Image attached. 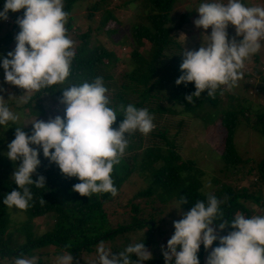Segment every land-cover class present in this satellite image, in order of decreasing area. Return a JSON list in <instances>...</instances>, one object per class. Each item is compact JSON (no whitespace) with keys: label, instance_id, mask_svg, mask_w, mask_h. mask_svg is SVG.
Returning a JSON list of instances; mask_svg holds the SVG:
<instances>
[{"label":"clouds","instance_id":"clouds-1","mask_svg":"<svg viewBox=\"0 0 264 264\" xmlns=\"http://www.w3.org/2000/svg\"><path fill=\"white\" fill-rule=\"evenodd\" d=\"M21 9L24 12L16 20L20 31L15 36V48L3 58L0 67L6 83L24 90L25 94L17 100L19 104H26L42 89L65 83L75 57V46L67 34L69 13L64 10V0H5L0 19L7 20L9 11ZM196 11L199 18L194 20V25L204 30L211 28V32L203 35L205 40L198 50L182 52V75L175 83H194L195 91L185 97L188 103H194L193 97H200L202 92L214 96L222 87L231 90L237 86L244 75L245 61L259 52L264 41V6H246L242 0L226 3L206 0ZM229 25L234 27L235 37L229 38ZM61 91L59 102L65 105L63 118L56 116L47 121L35 118L31 122V134L21 126L15 127V138L8 144L6 155L13 162L20 161L12 174L19 190H12L3 199L9 208L27 210L33 198L28 185L45 187L44 176H38L35 182L31 178L40 165L38 149H42L43 156L55 163L65 177L79 180L73 185L74 192L84 197L99 193L116 196L118 190L112 173L125 155L127 136L136 131L147 135L155 127L153 116L146 108L123 103L113 107L102 77ZM13 97L9 94L8 99ZM7 100L0 96V126L4 127L19 120ZM118 112L123 119L113 128L120 116ZM205 187L210 188L211 182ZM206 195V202L198 200L182 219L173 221L174 234L167 241L166 249L162 246L165 264H200L197 256L200 246L207 250L217 240L219 246L212 249L205 264H264V215L246 217L238 213L232 221L218 224L221 230L226 226L233 229L220 237L212 225L218 216H223L222 201L211 193ZM44 202L41 199L40 203ZM184 203L187 200L181 197L180 205ZM133 255L135 261L131 259ZM97 256L99 264H143L152 259L143 242L130 244L116 254L101 244ZM38 261L36 255L19 256L14 264H38ZM56 264H76V261L66 252L56 257Z\"/></svg>","mask_w":264,"mask_h":264},{"label":"trees","instance_id":"trees-1","mask_svg":"<svg viewBox=\"0 0 264 264\" xmlns=\"http://www.w3.org/2000/svg\"><path fill=\"white\" fill-rule=\"evenodd\" d=\"M75 1L77 0H64V10L69 13ZM98 1L102 7L106 2V0ZM98 1L90 5V12L86 15L88 18L92 17L93 11L99 6ZM175 2L176 0L139 1L146 22L134 24L130 30L131 38H129V42L132 50L128 53L125 61V64H130V69L123 73L119 83L109 70L110 66L112 69L114 63L118 60V56H115L111 49L105 47L99 39H93L90 42L88 31L81 32L78 34L79 42L74 47L75 57L72 61L70 75L65 83L42 89L40 92L33 94L23 108L34 105L36 107L34 110L29 108L24 112L28 115H37L42 112L41 106L38 103H35V105L33 100L39 99L42 95L55 96L60 99L63 88L70 85H79L85 81L92 82L96 77H102L105 86L109 90L108 95L113 102V107L123 103L125 106L132 104L138 109L146 108L149 114L153 116L155 125L154 129L147 135L136 131L127 136L129 144L125 155L113 169L114 186L119 190L123 182L136 169L143 172V176L147 172L148 186L143 191L135 193L134 198L151 194L157 197L160 202H166L170 198H174L180 208L190 210L198 200L206 202V193L210 192H202L199 189L200 178L203 175L202 170L197 168L193 161L182 160L174 151V137L182 131V128H184L183 122H185L179 115L202 107L205 100L213 105L220 89L216 91L214 96L207 95L206 91L202 92L200 97H193L194 103H188L185 97L195 91L194 83L190 82L187 85L183 83L177 85L175 83L182 75L180 64L183 55L176 58L175 62L170 64L169 70H166L163 75L156 76L157 73H161L157 64L164 52L172 49V47L178 48L173 35L174 31L182 26L185 16L180 15L177 22L172 23L173 17L170 13ZM1 4L4 6L5 0H0V6ZM3 9L0 8V11H3ZM102 11L96 29L106 36L108 42L114 46L112 49H114L127 37L122 36L120 39L111 37L115 36L113 35L116 33L115 28L102 30L106 22L114 19L109 9L104 8ZM23 12V9L18 12L9 11L8 15L13 18L16 16L22 17ZM66 28L67 30L70 28L69 22L66 24ZM141 39L147 40L150 46L146 55L138 49V45L142 44ZM8 41L9 38L3 36L0 40V48L4 46L5 49ZM164 80L168 82L169 86L162 85ZM165 89L166 92L163 93ZM261 89L264 93V85L262 88L260 87ZM20 90L19 88L17 92L20 93ZM60 107L63 111L61 118H63L65 105L61 104ZM244 109L245 107L238 111L233 109L221 110L218 116L220 123L225 127L223 147L219 154L225 170L229 166L234 169L236 164L243 163L234 148L233 134L238 123V115L242 114ZM247 112L253 115V122H249L248 118L244 116L245 125L259 136L264 137V105L262 110L251 112L247 109ZM117 114L120 116H117L116 122L112 125L113 128H116L123 119L121 113L118 112ZM170 115L178 117L175 120L173 117L169 120L168 116ZM213 115L207 114L206 116L213 120ZM158 124L163 126L161 130L157 126ZM18 126L20 125L12 122H9L7 127L0 126V144L7 139H14L15 127ZM170 127L174 129L175 135L166 138L165 135ZM22 130L31 134V130L27 128L22 127ZM143 145L144 147H142ZM30 147L38 148L34 145H30ZM38 159L40 165L31 178L35 182L38 176H44L45 187L37 188L34 184L28 185L33 198L29 202L30 206L27 210L17 209L24 213L25 220L18 225H14L10 221L9 210L11 208L3 204V199L12 190H19L12 179V174L19 166L20 161L13 162L0 155V264H14V260L19 256L31 257L33 256V250L49 247L56 255L70 252L76 264H86L80 258V254L83 252L89 254L95 250L94 246H97L99 242L109 241L111 244L117 235L135 229H146L145 238L137 243L143 242L146 247L149 242L153 241L152 224L149 223L150 221L152 223V218L148 221L133 219L128 224L110 227L103 210L104 204L112 198L110 193L92 194L89 197L81 196L72 190L73 185L79 183L77 178L65 177L55 163H50L43 156L42 149H38ZM157 162L160 163L156 167L154 165ZM263 164L264 157L257 163L259 179L262 181H264ZM211 194L222 201L220 211L223 216L217 217V220L214 221L216 225L223 221H232L238 213L248 217L249 208L240 202V198H248L257 206H264V201L262 202L259 197L253 194H247L244 189L234 191L224 185L213 190ZM181 197H184L187 203L180 205ZM41 199L45 200L43 204L40 203ZM133 210H136V207H133ZM46 214L52 215V226L41 234L33 235L32 226L30 225L31 219ZM224 230L227 235L233 229L226 226ZM127 246H129L127 243L116 245L114 248L112 246L111 252L112 254L122 252ZM217 246H219L218 240L214 241L213 245L207 250L201 245L197 253L199 262L201 263L203 253H207V251L211 253L212 249ZM37 257L39 258L38 264H42V259L39 256ZM131 259L135 261L136 258L133 255ZM143 263L165 264L162 257Z\"/></svg>","mask_w":264,"mask_h":264},{"label":"rangeland","instance_id":"rangeland-1","mask_svg":"<svg viewBox=\"0 0 264 264\" xmlns=\"http://www.w3.org/2000/svg\"><path fill=\"white\" fill-rule=\"evenodd\" d=\"M97 1L77 0L72 4L69 10L68 22L70 23V28L67 34L74 41L75 46L79 42L78 34L88 31L90 42L93 39H99L104 43L105 47L111 49L112 53L118 56V60L114 63L112 69L110 66L109 70H111V73L114 74L119 83L123 77V73L130 69V64H125L126 57L132 50L129 42V38H131L130 30L134 24L137 25V23L146 22L144 14L140 9L139 1L142 0H106L103 7L98 1L99 6L93 11L92 17L88 18L86 15L90 12V5ZM203 2H206V0H176L170 13L173 17L172 23L175 24L180 15L185 16L182 26L178 30H175L173 35V39L178 45V48L172 47V49L164 52V55L159 59L157 64L161 73H157L156 76L163 75L166 70H169L170 64H173L175 62L174 60L182 55L183 50H198L205 40L203 35L210 34L211 28L204 30L197 28L193 23L195 19L199 18L196 9ZM222 2L226 3L227 0H222ZM242 3L246 6H264V0H242ZM3 7V4H1L0 8L3 9ZM104 8L111 11L114 19L106 22L102 30L105 28H115L116 33L113 34L115 36L111 37H118L119 39L122 36L127 37L119 45L115 46L114 49H112L114 46L108 42L109 40L106 36L99 33L98 29H96ZM8 14L7 20H0V40L3 36L9 38L5 46L6 48L4 49V46L0 48V63H2L3 58L7 57L8 52L14 50L15 36L20 31L16 23L17 16L13 18ZM227 32L229 38L235 37V29L233 26L229 25ZM236 39L240 40L242 37H236ZM140 41L142 44L138 45V49L142 54L146 55L150 47L149 43L145 39H141ZM242 71L244 75L238 82V85L231 90H225L222 87L218 91L213 105H210L205 100L202 103V107L193 111L183 112L179 115L185 122H183L184 128H182V131L174 137V151L182 160H191L197 168L202 170L203 175L200 178L199 188L202 192L211 193L218 187L220 188L226 185L234 191L244 189L247 194H253L263 202L264 181L259 179L257 163L264 157V137L259 136L249 129L245 125L244 118L247 117L249 122H253V115L247 112V109L255 112L262 110L264 105V93L262 89L260 90V87L262 88L264 85V41H261L259 52L245 61V67ZM162 85L169 86L166 80H164ZM0 89L5 90L0 92V96H3L5 100L9 98V94L15 96L8 99L6 103L14 113L19 115V120L15 124L23 128L32 130L31 122L35 118L37 120L47 121L49 118H55L56 116L62 117L63 115L60 107L61 103L59 102L60 99L49 95H42L39 99L33 100L34 104L38 103L41 106V113L37 115L26 114L24 111L29 108L34 110L36 107L32 105L23 108L24 104L18 103L17 97L24 95V90L21 89L19 93L17 92L18 87L5 82L2 67H0ZM165 92L166 89L163 93ZM202 97L205 98L204 95ZM243 107L245 109L242 114L238 115V123L233 134L234 148L243 160V163L236 164L234 169H231L232 167L229 166L225 170L223 169L224 166L219 156L223 147L225 127L220 123L218 116L221 110L233 109L234 111H238ZM207 114H214L212 116L213 120H210L206 116ZM172 117V115L168 116L169 120ZM177 117L174 116L173 119L175 120ZM157 126L160 130L163 128L159 124ZM173 135H175V131L170 127L165 136L166 138H170ZM12 140L7 139L0 144L1 156L8 158L6 155L8 152L7 146ZM159 163L157 162L154 166L157 167ZM146 177L147 172L143 176V172L136 169L120 186L118 194L112 196L104 204L103 210L110 227L128 224L133 219H145L148 221L152 218L153 241L149 242L146 248L152 253V259H158L160 257L164 259L162 246L166 249L167 241L174 234L173 221L182 219L183 214L189 210L180 208L174 198H170L166 202H160L153 194L134 198L135 193L143 191L148 186V178ZM208 181L211 182L210 188L205 187ZM239 200L245 207L249 208L248 217L264 215L263 205L257 206V204L248 198H240ZM133 207H136V210H133ZM9 214L11 224L18 225L25 220L24 213L17 209L11 208ZM50 214L31 219L30 225L32 226L33 235L41 234L52 226L53 217ZM212 227L216 229L217 235L221 237L226 236L225 230L219 229L216 223H213ZM145 230V228L135 229L117 235L111 244L109 241L99 242L97 246H94L95 250L89 254L83 252L80 254V258L86 264H99L97 256V248L99 245L103 244L106 249L112 251V246L114 248L116 245L125 243L129 245L135 244L145 238ZM179 250L180 248L177 246V251ZM32 254L39 256L42 259V264H56V257L58 256L54 254L50 247L33 250ZM209 254V251L203 253L200 264H205Z\"/></svg>","mask_w":264,"mask_h":264},{"label":"water","instance_id":"water-1","mask_svg":"<svg viewBox=\"0 0 264 264\" xmlns=\"http://www.w3.org/2000/svg\"><path fill=\"white\" fill-rule=\"evenodd\" d=\"M149 223H150V225L152 224L151 221Z\"/></svg>","mask_w":264,"mask_h":264}]
</instances>
